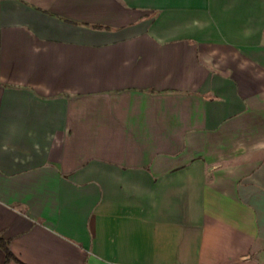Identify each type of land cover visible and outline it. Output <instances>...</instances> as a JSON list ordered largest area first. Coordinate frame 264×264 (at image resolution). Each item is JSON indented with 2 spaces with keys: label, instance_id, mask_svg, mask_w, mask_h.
<instances>
[{
  "label": "crops",
  "instance_id": "crops-1",
  "mask_svg": "<svg viewBox=\"0 0 264 264\" xmlns=\"http://www.w3.org/2000/svg\"><path fill=\"white\" fill-rule=\"evenodd\" d=\"M0 264H264V0H0Z\"/></svg>",
  "mask_w": 264,
  "mask_h": 264
},
{
  "label": "trees",
  "instance_id": "trees-1",
  "mask_svg": "<svg viewBox=\"0 0 264 264\" xmlns=\"http://www.w3.org/2000/svg\"><path fill=\"white\" fill-rule=\"evenodd\" d=\"M0 244H1V246H2V248L4 250V252H5L6 260L16 259L15 256L12 254V252L9 250L8 245H7V243H6L5 240H3L2 238H0Z\"/></svg>",
  "mask_w": 264,
  "mask_h": 264
}]
</instances>
